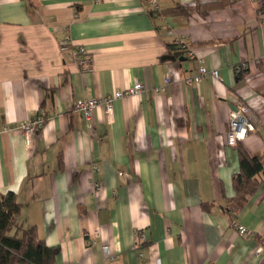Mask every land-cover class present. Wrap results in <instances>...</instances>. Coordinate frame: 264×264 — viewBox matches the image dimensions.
Wrapping results in <instances>:
<instances>
[{
  "label": "crops",
  "instance_id": "obj_1",
  "mask_svg": "<svg viewBox=\"0 0 264 264\" xmlns=\"http://www.w3.org/2000/svg\"><path fill=\"white\" fill-rule=\"evenodd\" d=\"M158 4L156 15L145 0H0V194L58 249L52 264H264V0ZM198 60L209 73L189 86ZM135 82L145 90L110 118L96 108L90 127L73 108ZM240 104L255 129L229 147ZM35 118L28 144L18 126ZM239 148L263 173L235 210Z\"/></svg>",
  "mask_w": 264,
  "mask_h": 264
},
{
  "label": "trees",
  "instance_id": "obj_2",
  "mask_svg": "<svg viewBox=\"0 0 264 264\" xmlns=\"http://www.w3.org/2000/svg\"><path fill=\"white\" fill-rule=\"evenodd\" d=\"M264 11V4L261 7ZM189 10L175 7L169 14H188ZM239 172L232 177L235 193L233 205L240 209L248 195L257 188L255 176L263 173V166L258 155L238 150ZM20 205L13 193L0 194V264H52L58 249L50 248L38 238L34 226L23 227L17 223Z\"/></svg>",
  "mask_w": 264,
  "mask_h": 264
},
{
  "label": "built area",
  "instance_id": "obj_3",
  "mask_svg": "<svg viewBox=\"0 0 264 264\" xmlns=\"http://www.w3.org/2000/svg\"><path fill=\"white\" fill-rule=\"evenodd\" d=\"M148 4L150 10L159 15L161 13L158 0H145ZM72 47V41L69 36H66L60 44L61 51H67ZM178 51L186 56H193V52L188 49V47L178 41L177 43ZM75 53L77 56V64L83 71H91L89 63L90 59L88 57V52L84 47L79 46L75 48ZM209 71L201 65V61L198 60V70L197 75L193 77H187L185 82L187 85L192 86L193 84H199L201 80L207 75ZM210 74L213 78L217 79V71L212 70ZM145 90V87L140 82H135L134 85L124 91H117L113 95L107 97L93 98L88 100H77L74 104V110L78 113H81L84 120L86 121L88 127L91 126L90 121L92 119L93 113L96 108H102L107 117H111L113 114V105L114 102L125 97L138 95ZM255 116L253 115L251 109L244 104L237 105L233 107L229 112L228 118V131L225 135V144L229 147H236L237 144L244 140L247 134L253 132L255 129L254 126ZM44 120L42 118L31 119L27 122L21 123L18 126V129L24 132L26 136L27 143H31V137L35 132L43 125ZM5 131L9 130L8 128L4 129ZM99 188H97V191ZM233 229H235L240 235H249L246 228L239 226L233 222ZM100 229L97 228L94 231V235L100 236ZM263 249L260 248L259 252H262ZM103 252L106 256L109 255V248L107 246L103 247Z\"/></svg>",
  "mask_w": 264,
  "mask_h": 264
},
{
  "label": "water",
  "instance_id": "obj_4",
  "mask_svg": "<svg viewBox=\"0 0 264 264\" xmlns=\"http://www.w3.org/2000/svg\"><path fill=\"white\" fill-rule=\"evenodd\" d=\"M183 60V59H182Z\"/></svg>",
  "mask_w": 264,
  "mask_h": 264
}]
</instances>
